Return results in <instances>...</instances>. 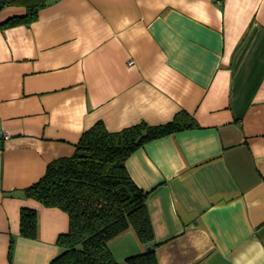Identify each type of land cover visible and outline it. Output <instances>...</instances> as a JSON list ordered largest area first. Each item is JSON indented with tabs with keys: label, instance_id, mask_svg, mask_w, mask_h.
Here are the masks:
<instances>
[{
	"label": "crops",
	"instance_id": "crops-1",
	"mask_svg": "<svg viewBox=\"0 0 264 264\" xmlns=\"http://www.w3.org/2000/svg\"><path fill=\"white\" fill-rule=\"evenodd\" d=\"M0 9V24L25 14ZM195 125L153 139L126 167L149 191L158 264H264V0H51L0 29V264H50L68 214L27 197L82 133ZM7 137H6V136ZM37 211L35 238L20 234ZM119 262L144 251L130 227Z\"/></svg>",
	"mask_w": 264,
	"mask_h": 264
},
{
	"label": "trees",
	"instance_id": "trees-1",
	"mask_svg": "<svg viewBox=\"0 0 264 264\" xmlns=\"http://www.w3.org/2000/svg\"><path fill=\"white\" fill-rule=\"evenodd\" d=\"M50 1L0 0V9L17 5L26 11L1 23L0 29L35 20ZM195 124L193 116L185 110L162 124L139 122L117 131L107 130L98 121L82 133L71 156L53 160L36 182L23 188L27 197L68 214L69 229L56 240L62 251L50 264H119L108 242L130 227L135 229L145 249L126 258L125 263L158 264V244L154 241L146 204L149 191L131 178L126 162L147 142ZM20 234L35 238L36 209L22 207Z\"/></svg>",
	"mask_w": 264,
	"mask_h": 264
},
{
	"label": "water",
	"instance_id": "water-1",
	"mask_svg": "<svg viewBox=\"0 0 264 264\" xmlns=\"http://www.w3.org/2000/svg\"><path fill=\"white\" fill-rule=\"evenodd\" d=\"M147 249H148V250L151 249V246H148Z\"/></svg>",
	"mask_w": 264,
	"mask_h": 264
},
{
	"label": "built area",
	"instance_id": "built-area-1",
	"mask_svg": "<svg viewBox=\"0 0 264 264\" xmlns=\"http://www.w3.org/2000/svg\"><path fill=\"white\" fill-rule=\"evenodd\" d=\"M6 136V135H5ZM7 137V136H6Z\"/></svg>",
	"mask_w": 264,
	"mask_h": 264
}]
</instances>
